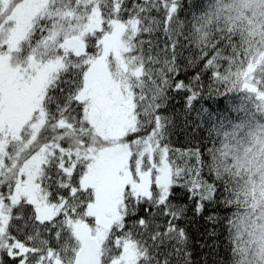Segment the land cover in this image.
<instances>
[{
	"label": "snow or ice",
	"instance_id": "1",
	"mask_svg": "<svg viewBox=\"0 0 264 264\" xmlns=\"http://www.w3.org/2000/svg\"><path fill=\"white\" fill-rule=\"evenodd\" d=\"M180 6L0 0V264H84L104 230L88 214L97 200L89 181L110 158L123 159L126 182L93 264H128L126 243L136 264H198L187 202L196 217L217 208L204 215L207 236L218 224L228 233L223 255L209 246L219 257L212 264H264V127L245 105L250 97L264 107V43L253 33L264 0H210L184 23ZM254 7L259 17L248 15ZM129 33L141 36L125 57L142 69L134 83L106 47L131 52ZM215 96L227 101L222 112L196 108ZM193 112L208 143L185 155L169 136L174 117L187 123ZM245 172L253 179L242 180ZM220 207L231 212L221 216Z\"/></svg>",
	"mask_w": 264,
	"mask_h": 264
},
{
	"label": "trees",
	"instance_id": "2",
	"mask_svg": "<svg viewBox=\"0 0 264 264\" xmlns=\"http://www.w3.org/2000/svg\"><path fill=\"white\" fill-rule=\"evenodd\" d=\"M127 2L131 3L132 0H127ZM210 0H181V6L178 11V18L180 23H184L185 21H191L194 16L200 15L209 5ZM253 13H255L259 17V11L254 7L252 11L248 13L249 16H252ZM259 19H264V17H259ZM178 22H176L178 24ZM160 28H164L163 23L159 25ZM187 28V25H185ZM167 30V29H165ZM172 30L176 33H179L178 27H172ZM143 31V30H142ZM159 35V31H157L153 35V39H156V37ZM141 39L140 35L132 36L130 33L125 36V41L127 42L128 46L132 48L131 52L125 53L124 48L121 46L122 50V60L125 63V57H131L136 55V50L139 48L138 41ZM144 39H147V37H144ZM256 39H259V37H256ZM129 69H138L140 72L139 74L134 75L135 79H139L141 75H143L142 69L140 67H137L133 65L131 62L125 63ZM195 64L193 65V68L188 69V74H191L195 71ZM132 77L131 82L134 83V79ZM233 97V100L235 103H240L241 100H243V97H239V94H230ZM180 103H183V101H180ZM203 104L205 107H208L210 110L214 112H222L223 108L226 106L227 101L224 100L223 97L215 96L212 99L205 98L204 101L197 102L196 108L199 109L200 104ZM245 105L248 108V114L251 117L252 121L257 127H264V107H261L260 110H258V106L252 102L251 98L249 97L245 101ZM177 110H180V104H177ZM177 127L172 129L171 134L169 136L170 144L169 146L173 149L177 150H183L185 152V155H187L188 150H195L196 148H201L203 150L204 146L208 143L207 140V133L204 129V127H197L196 125L200 122L196 116V113L193 112L191 115L187 117V123H185L183 118H175ZM172 153H170V156ZM181 159H177V163H180ZM188 162L190 164L195 163V157H189ZM241 179L245 180H251L253 177L248 176V174L242 173ZM185 202V201H181ZM195 204L194 202H187V217L192 220V222L188 223L187 228L189 232L192 235L191 243L193 245V255L196 258L198 264H212V261L218 259L219 257L216 255V253L209 254V246L215 242L216 246V252H218L220 255H223L225 247L227 245V231L221 227L220 224L215 225L217 235L215 237H209L205 234V229L213 227L212 225L206 224L204 220V215L210 214L212 212H216L217 208H206L204 214H202L199 217H196L195 215ZM231 212L230 208H219V214L221 216H225L228 213ZM89 216H93L91 214V205L89 206ZM46 211H42V216H46ZM181 226H184L183 222H180ZM224 221H221V224H223ZM87 225V224H86ZM88 226V225H87ZM109 230V229H108ZM108 230L105 234L100 235V243L104 238L107 237ZM0 231H3V228H0ZM204 243L205 247L200 248V244ZM126 245H129L132 248V252L134 254V262L133 264H136V257L137 253L134 250V245L130 243H126ZM125 245V246H126ZM253 252H255V249H253Z\"/></svg>",
	"mask_w": 264,
	"mask_h": 264
},
{
	"label": "rangeland",
	"instance_id": "3",
	"mask_svg": "<svg viewBox=\"0 0 264 264\" xmlns=\"http://www.w3.org/2000/svg\"><path fill=\"white\" fill-rule=\"evenodd\" d=\"M19 7V5H18ZM69 47H72V42H67ZM109 51H114L116 57L119 59L120 67L124 72L128 74V78L131 81L132 77L140 72L138 69H129L122 60L121 46L115 42H110L106 45ZM96 87L99 91L103 92L105 89V83L103 81H97ZM124 167V161L122 158H110L104 161L97 170L93 172L97 179V185L94 188L96 192V203L91 205V214L97 217L96 223L103 227V231L99 234L103 235L109 229L111 225L110 217H114L116 209V195L118 191L123 190V183L126 182L124 177L119 175V171ZM46 213L50 210H43ZM85 226H87L85 224ZM88 227V226H87ZM126 256L124 257L128 264H133L134 254L132 248L129 245L125 246Z\"/></svg>",
	"mask_w": 264,
	"mask_h": 264
},
{
	"label": "water",
	"instance_id": "4",
	"mask_svg": "<svg viewBox=\"0 0 264 264\" xmlns=\"http://www.w3.org/2000/svg\"><path fill=\"white\" fill-rule=\"evenodd\" d=\"M89 183L91 184L92 187H94V188L96 187L97 179L94 175H92ZM86 186H88V185L86 184ZM81 230L84 231L85 234H87V232H86L87 226L84 225ZM99 245H100V239L98 237V239L96 241H94V247L89 249L88 251H86L83 254L82 259L84 261V264H93V262L98 259L97 253L99 250Z\"/></svg>",
	"mask_w": 264,
	"mask_h": 264
},
{
	"label": "clouds",
	"instance_id": "5",
	"mask_svg": "<svg viewBox=\"0 0 264 264\" xmlns=\"http://www.w3.org/2000/svg\"><path fill=\"white\" fill-rule=\"evenodd\" d=\"M261 24H264V19L254 21L253 33L255 37H259L260 42L264 43V33L261 32Z\"/></svg>",
	"mask_w": 264,
	"mask_h": 264
}]
</instances>
